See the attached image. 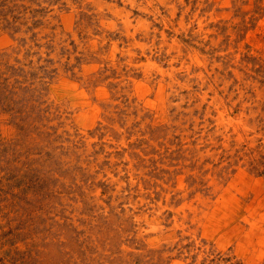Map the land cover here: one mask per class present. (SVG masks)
<instances>
[{
    "label": "rangeland",
    "instance_id": "374dc122",
    "mask_svg": "<svg viewBox=\"0 0 264 264\" xmlns=\"http://www.w3.org/2000/svg\"><path fill=\"white\" fill-rule=\"evenodd\" d=\"M0 264H264V0H0Z\"/></svg>",
    "mask_w": 264,
    "mask_h": 264
}]
</instances>
